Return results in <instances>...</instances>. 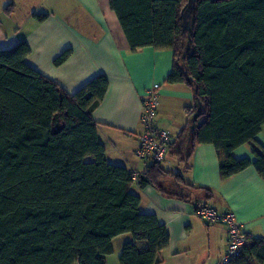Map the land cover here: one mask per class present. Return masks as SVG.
<instances>
[{"label":"trees","instance_id":"1","mask_svg":"<svg viewBox=\"0 0 264 264\" xmlns=\"http://www.w3.org/2000/svg\"><path fill=\"white\" fill-rule=\"evenodd\" d=\"M109 5L131 51L170 49L173 64L165 81L193 88L196 104L186 112L196 113L197 123L187 159L195 144L210 143L222 180L251 164L264 178V149L255 139L264 123V0ZM28 53L24 41L0 50V264H106L112 238L123 233L132 240L123 243L119 264H156L168 246L166 228L139 211L132 172L108 163L97 138L91 114L107 90L106 76L98 74L68 94L25 63ZM247 142L254 144L253 162L232 154ZM136 175L138 186L165 194L173 189L161 187L162 178L180 181L179 173L160 163ZM263 263L264 241L248 236L230 264Z\"/></svg>","mask_w":264,"mask_h":264},{"label":"crops","instance_id":"2","mask_svg":"<svg viewBox=\"0 0 264 264\" xmlns=\"http://www.w3.org/2000/svg\"><path fill=\"white\" fill-rule=\"evenodd\" d=\"M190 5L191 1L183 12L184 19ZM36 14L46 16L39 20ZM19 41L29 47L25 63L68 94L98 74L106 76L108 87L93 109L92 119L98 124L97 138L107 162L131 172H142L152 163L138 159L134 152L142 131V99L148 90H157V125L172 135L160 165L164 171L179 173L180 181L171 176L161 179V187L172 186V194L150 185L140 187L136 181L130 186L139 197V211L153 214L168 233V246L156 264H215L224 252L226 225L197 216L195 209L200 202L220 213L233 211L249 237L264 241V178L255 167L251 164L222 180L212 144H195L190 158L186 157L185 148L197 123V114L189 115L186 109L196 104V99L192 87L165 81L173 64L170 49L146 46L131 51L109 0H0V50ZM64 51L70 52L67 58L55 64ZM255 139L264 149V123ZM253 148L254 144L247 142L232 154L253 162ZM130 240V233L112 238L106 264H119L121 247Z\"/></svg>","mask_w":264,"mask_h":264},{"label":"built area","instance_id":"3","mask_svg":"<svg viewBox=\"0 0 264 264\" xmlns=\"http://www.w3.org/2000/svg\"><path fill=\"white\" fill-rule=\"evenodd\" d=\"M159 94L156 89H150L142 99L140 124L142 131L138 136V145L135 156L140 160L152 163L164 161L168 147L172 142L169 130L157 125V111ZM135 181L137 175L132 172ZM195 213L207 222H220L226 225L227 242L224 252L215 264H230L246 245L248 235L243 231L242 224L238 221L233 211L218 212L214 207L200 202L196 205Z\"/></svg>","mask_w":264,"mask_h":264},{"label":"rangeland","instance_id":"4","mask_svg":"<svg viewBox=\"0 0 264 264\" xmlns=\"http://www.w3.org/2000/svg\"><path fill=\"white\" fill-rule=\"evenodd\" d=\"M74 264H77V263H74Z\"/></svg>","mask_w":264,"mask_h":264},{"label":"water","instance_id":"5","mask_svg":"<svg viewBox=\"0 0 264 264\" xmlns=\"http://www.w3.org/2000/svg\"><path fill=\"white\" fill-rule=\"evenodd\" d=\"M190 7H191V5H190Z\"/></svg>","mask_w":264,"mask_h":264}]
</instances>
